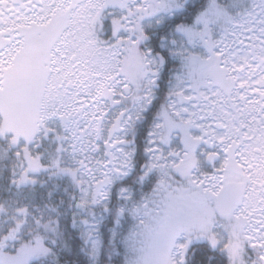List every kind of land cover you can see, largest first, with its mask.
I'll return each mask as SVG.
<instances>
[{
  "label": "snow or ice",
  "instance_id": "6c2138e0",
  "mask_svg": "<svg viewBox=\"0 0 264 264\" xmlns=\"http://www.w3.org/2000/svg\"><path fill=\"white\" fill-rule=\"evenodd\" d=\"M0 264H264V0H0Z\"/></svg>",
  "mask_w": 264,
  "mask_h": 264
}]
</instances>
